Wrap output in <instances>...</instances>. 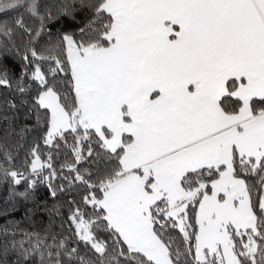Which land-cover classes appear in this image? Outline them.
I'll list each match as a JSON object with an SVG mask.
<instances>
[{
  "label": "snow or ice",
  "instance_id": "obj_1",
  "mask_svg": "<svg viewBox=\"0 0 264 264\" xmlns=\"http://www.w3.org/2000/svg\"><path fill=\"white\" fill-rule=\"evenodd\" d=\"M33 84L26 115L74 161L0 145V264H264V0H0V87ZM65 193L75 240L51 231Z\"/></svg>",
  "mask_w": 264,
  "mask_h": 264
},
{
  "label": "trees",
  "instance_id": "obj_2",
  "mask_svg": "<svg viewBox=\"0 0 264 264\" xmlns=\"http://www.w3.org/2000/svg\"><path fill=\"white\" fill-rule=\"evenodd\" d=\"M5 3L8 0H4ZM15 13H10V17L14 16ZM77 19L83 22L84 14L82 12L77 13ZM78 27L77 24L72 23L68 19H62L59 22H54L51 24V28L53 32L56 29H61L62 31H72ZM11 63V61H9ZM19 72V69H16ZM63 76V74H61ZM37 85L33 84L31 88L24 95L17 93L14 88L9 89L6 87H0V145L6 146L13 154L16 156V163H19L24 159L28 150L32 147L33 141L36 140L40 144L41 153L46 157L47 154L51 151L53 155V166L59 172L61 169V165L66 161L71 162L74 161V153L71 151V148L66 146L63 142H60V146L58 149H52L50 146H45L43 140L40 139L42 133L38 130L36 119L34 115H26L28 113L29 108L31 107L32 98L36 95ZM28 101V104L22 103V101ZM11 104H15V107H11ZM30 128L31 131H25L24 138L21 139L18 133L21 128ZM68 145L70 146L73 143L71 135L67 137ZM22 145V147H18ZM95 147V145H93ZM85 152L84 155L87 156V143L84 145ZM2 159V156H0ZM78 168L83 171L84 169H91L92 164L90 160H83L79 164L76 165ZM47 175V172L45 173ZM64 176H69V172L67 169L63 170ZM64 183L62 179H58L54 181V184L59 185ZM11 184V178L7 181H4L2 177H0V208L5 206V200L9 196V186ZM15 191L20 192L23 191L26 187V184L21 183L20 185L12 186ZM37 196L38 197H47L48 189L41 185L37 188ZM87 189L85 186L77 183L72 188V195L75 197L77 201L80 200L81 196L86 194ZM18 202L21 204V211L18 213H14L17 218L23 213V208L25 206L20 198H16ZM69 199V195L67 193L60 194L56 199L48 198L47 204L48 208H52L53 205H60L59 207V215L53 214L52 220L54 221L51 231L57 233L59 236H69L72 240H75V237H72L69 232V226L67 223V218L69 215V205L65 203ZM35 220V228L36 230H40L44 228L48 224L49 215L47 212L37 213L34 217ZM64 224V228L61 229L60 225ZM103 235V234H101ZM71 246V245H70ZM81 254H85L86 250L83 244H80Z\"/></svg>",
  "mask_w": 264,
  "mask_h": 264
}]
</instances>
